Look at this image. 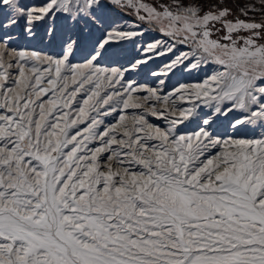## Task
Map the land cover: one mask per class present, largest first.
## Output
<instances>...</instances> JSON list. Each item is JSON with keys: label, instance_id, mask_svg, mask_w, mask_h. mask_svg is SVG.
Segmentation results:
<instances>
[{"label": "snow or ice", "instance_id": "snow-or-ice-1", "mask_svg": "<svg viewBox=\"0 0 264 264\" xmlns=\"http://www.w3.org/2000/svg\"><path fill=\"white\" fill-rule=\"evenodd\" d=\"M112 5L174 42L105 66L146 33L109 19ZM177 43L193 50L152 75L222 70L162 99L210 110L173 101L167 116L104 126L119 105L141 107L137 91L161 99L125 74ZM190 119L198 130L178 134ZM0 264H264V0H0Z\"/></svg>", "mask_w": 264, "mask_h": 264}, {"label": "rangeland", "instance_id": "rangeland-1", "mask_svg": "<svg viewBox=\"0 0 264 264\" xmlns=\"http://www.w3.org/2000/svg\"><path fill=\"white\" fill-rule=\"evenodd\" d=\"M21 3L31 4L33 0H20ZM146 3H158L160 0H144ZM235 0H233V3ZM108 18L115 19L117 24L120 26H124L126 30L140 31V28L134 27V25H140L142 29L146 30V33L139 37H134L130 42H124L118 46L114 45L110 52L105 58L102 60V64L105 66H114V65H124L125 67L129 66V61H133L134 59H144L147 56H152L151 53H143L140 50L141 44H147L153 42L154 40H162L166 41L168 44L173 43V39L171 37L166 36L159 30V26L156 24L150 25L146 21H140L136 14L135 10L130 7L118 8L115 5L111 6V9L108 11ZM58 25L63 26V21H58ZM21 46L28 47L25 41H20ZM37 50L43 49L47 51L46 45H36ZM163 50V49H161ZM193 50L192 45L190 43L179 44L177 43L176 48L173 49L172 52L165 54L164 56H153L148 62L144 65H141L137 70L127 72L126 78L129 80L136 81L139 85H146L147 87L157 88L158 95L161 96L160 100H156L153 98L151 101H145L143 98L148 96L147 91H137L133 93L136 102L141 104L140 108H129L123 109L122 104L118 106V110L116 113H112L104 118L105 125H109L115 123L119 119V115L123 114L128 117V123L131 125L133 116H139L144 114L145 108L155 107L157 110H164L165 115L167 116L170 111H172L173 105L172 102H176V107H192L193 104H199V108L197 109L198 114L203 112H208L210 109L207 105L202 103L201 101H196L194 99H186L180 100L176 96H170L167 104L162 99L163 96L168 95L176 88L179 87L180 84L185 85H194V84H202L205 79L213 74L214 71L222 70L221 66L216 65L215 63H209L207 65H201L200 68L194 69L191 71L184 70L182 67L174 70L172 73H169L167 76L158 75L154 76L152 73L160 72L161 69L168 64L172 59H174L180 53H188ZM199 50H197V55H199ZM74 62H79L74 61ZM160 80L164 81L163 85H160ZM203 99V98H202ZM230 103V102H229ZM242 110L234 109L233 112L228 116L227 120L220 119L217 121V124L214 126L218 131L223 132L225 127L228 124V121L232 120L234 117H239ZM146 118L149 123L160 127L161 129L167 130L169 124L167 120L163 116H152L150 113L146 114ZM197 120L190 119V121H186L182 125H178L179 133L178 134H187L198 130ZM101 129L103 130V127ZM229 132L232 130L229 128ZM260 131V129H258Z\"/></svg>", "mask_w": 264, "mask_h": 264}]
</instances>
